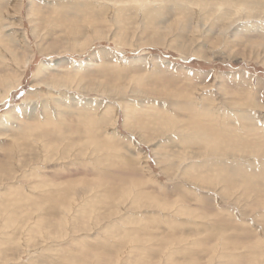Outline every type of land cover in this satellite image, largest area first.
Here are the masks:
<instances>
[{"label":"rangeland","instance_id":"obj_1","mask_svg":"<svg viewBox=\"0 0 264 264\" xmlns=\"http://www.w3.org/2000/svg\"><path fill=\"white\" fill-rule=\"evenodd\" d=\"M0 226V264H264V0H0Z\"/></svg>","mask_w":264,"mask_h":264},{"label":"bare ground","instance_id":"obj_2","mask_svg":"<svg viewBox=\"0 0 264 264\" xmlns=\"http://www.w3.org/2000/svg\"><path fill=\"white\" fill-rule=\"evenodd\" d=\"M243 1H246V0H243ZM229 2V1H228ZM247 3H249L248 1H247ZM251 5H253V4H256L255 2H252V3H250ZM60 6V5H59ZM138 10V9H137ZM8 23V22H7ZM209 28V27H208ZM3 34V33H2ZM204 36V35H203ZM77 75V74H76ZM204 105V104H203ZM204 113H207V112H204ZM206 115V114H205ZM208 115V114H207ZM206 115V116H207ZM24 116V115H23ZM180 116V115H179ZM68 117V116H67ZM87 118V117H86ZM172 118V117H171ZM210 118V117H209ZM205 119H206V117H205ZM213 119V118H212ZM91 122V121H90ZM195 124V123H194ZM75 125V124H74ZM71 130V129H70ZM211 139V138H210ZM216 145V144H215ZM211 150V149H210ZM2 152V151H1ZM132 174V173H131ZM113 180H115V179H113ZM116 182V181H115ZM126 189V188H125ZM130 191V190H129ZM73 209V208H72ZM153 209V208H152ZM19 224V223H18ZM1 227V226H0ZM2 235V234H1ZM5 235V234H4ZM56 235H58V234H56ZM88 237V236H87ZM99 244V243H98ZM19 246V245H18Z\"/></svg>","mask_w":264,"mask_h":264}]
</instances>
